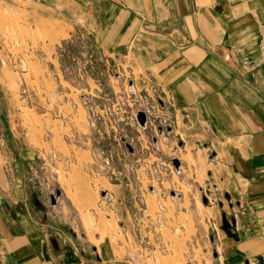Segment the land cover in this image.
I'll use <instances>...</instances> for the list:
<instances>
[{"label":"crops","instance_id":"1","mask_svg":"<svg viewBox=\"0 0 264 264\" xmlns=\"http://www.w3.org/2000/svg\"><path fill=\"white\" fill-rule=\"evenodd\" d=\"M55 2L83 6L73 17L90 20L85 31L97 51L140 68V88L173 100L194 156L200 147L215 155L206 173L223 197L212 208L223 230L211 264H264V0ZM5 103L0 98V264H116L88 238L59 229L67 215L54 218L37 199L27 180L41 150L16 101Z\"/></svg>","mask_w":264,"mask_h":264},{"label":"rangeland","instance_id":"2","mask_svg":"<svg viewBox=\"0 0 264 264\" xmlns=\"http://www.w3.org/2000/svg\"><path fill=\"white\" fill-rule=\"evenodd\" d=\"M55 1L0 0V98L6 107L16 101L15 110L31 143L41 150L27 180L37 199L54 218L67 215L66 226L57 222L59 229L71 230L80 241L88 238L101 256L111 254L116 264H211L218 252V233L223 230L212 209L223 197L206 173L215 155L200 147L196 158L172 113L173 124L158 159L166 166L167 159L176 156L182 161L181 174L165 175V182L155 185L157 191L149 192L143 161L148 156L143 150L148 134L124 127V134L133 138L131 146L138 150L124 155L125 146L116 144L110 130L97 133L89 126V112L80 95L97 88L95 83L80 80L74 72L61 74L72 58L96 60L98 75L104 74L99 77L102 91L118 93L116 80L108 79L105 68L108 62L120 60L97 51L85 31L92 29L89 19L73 17L83 14V6L71 3L65 9ZM119 67L129 69L124 63ZM133 71L139 82L141 69ZM32 93L37 100H28ZM175 146L180 147L178 153L173 152ZM93 151L106 152L114 160L108 166L95 162ZM154 161L158 160L151 158L147 163L153 166ZM161 187L176 190L180 199L161 198ZM102 191L110 201L104 202Z\"/></svg>","mask_w":264,"mask_h":264},{"label":"built area","instance_id":"3","mask_svg":"<svg viewBox=\"0 0 264 264\" xmlns=\"http://www.w3.org/2000/svg\"><path fill=\"white\" fill-rule=\"evenodd\" d=\"M97 64L96 60L82 61L78 58H72V60H69L68 65L62 67L61 74L64 77V73L74 72L77 73L80 80H92L95 83L97 88L94 90L89 89L80 95L81 104L89 112V126L91 130L97 133L103 128L110 130L112 139L116 144L125 146L124 155H134L138 152L131 146L132 143L129 141L133 138H129L124 134V127L132 126L139 133L146 132L148 134L147 146L143 148L148 156L143 161L146 162L147 178L151 183L147 190L154 193L157 191L155 185H162L165 182V175H178L181 174L182 170V161L176 156L169 157L166 166L158 159V156L163 154L162 144L168 140L166 132H169L173 124L171 118L173 100L167 95H160L155 87H152L150 91L139 88V82L133 71H122L119 65L116 63L110 65L109 62L107 68H105V74H107L110 81L116 80L120 92L117 93L112 89L108 93H104L99 84L101 80L99 77L104 76V74L101 72L98 75ZM99 101L103 102L102 106L97 104ZM142 120L143 123H141ZM129 147L132 149L131 152L128 151ZM140 147H142L141 144ZM179 149L180 147L175 146L173 152L178 153ZM92 156L95 162L101 161L105 166L110 165L114 160L113 156H109L106 152L93 151ZM151 158L158 160L154 161L153 166L147 163L148 159ZM175 160L179 161V167L175 166ZM214 188H217V186ZM160 190V197L163 199H171L172 201L180 199L181 195L174 189L161 187ZM101 196L104 202L110 201L107 192L102 191Z\"/></svg>","mask_w":264,"mask_h":264},{"label":"water","instance_id":"4","mask_svg":"<svg viewBox=\"0 0 264 264\" xmlns=\"http://www.w3.org/2000/svg\"><path fill=\"white\" fill-rule=\"evenodd\" d=\"M141 123H143V120L141 121ZM174 164H175V166L179 167V164H180V163H179V161L175 160V161H174ZM225 230H227V228H225Z\"/></svg>","mask_w":264,"mask_h":264}]
</instances>
